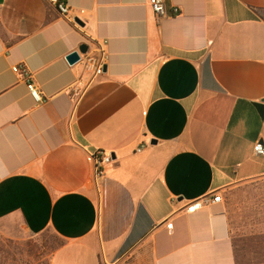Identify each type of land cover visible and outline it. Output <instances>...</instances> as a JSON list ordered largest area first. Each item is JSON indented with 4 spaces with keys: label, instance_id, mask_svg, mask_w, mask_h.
I'll return each instance as SVG.
<instances>
[{
    "label": "crops",
    "instance_id": "obj_1",
    "mask_svg": "<svg viewBox=\"0 0 264 264\" xmlns=\"http://www.w3.org/2000/svg\"><path fill=\"white\" fill-rule=\"evenodd\" d=\"M68 3L80 23L0 0V222L61 237L49 264H235L223 203L186 206L264 177V0H164L160 20L148 0ZM91 40L86 84L66 55Z\"/></svg>",
    "mask_w": 264,
    "mask_h": 264
},
{
    "label": "rangeland",
    "instance_id": "obj_2",
    "mask_svg": "<svg viewBox=\"0 0 264 264\" xmlns=\"http://www.w3.org/2000/svg\"><path fill=\"white\" fill-rule=\"evenodd\" d=\"M237 264H264V177L236 182L222 193ZM58 240L30 234L17 220L0 222V264H49ZM117 264H140L133 254Z\"/></svg>",
    "mask_w": 264,
    "mask_h": 264
},
{
    "label": "built area",
    "instance_id": "obj_3",
    "mask_svg": "<svg viewBox=\"0 0 264 264\" xmlns=\"http://www.w3.org/2000/svg\"><path fill=\"white\" fill-rule=\"evenodd\" d=\"M48 2L59 12L61 16L76 24L73 18L69 16L70 6L68 0H48ZM148 3L153 15L158 20L167 16L164 0H148ZM173 11H176V8H174ZM105 59V41L91 40L88 44V51L80 54L79 60V62L83 64L84 71L86 73V84H89L103 72ZM11 70L18 77L29 79V74L26 69L20 68L18 64L13 65ZM26 88L35 102L41 103L43 101L41 91L32 81H30V79L27 80ZM76 91L79 92V89L77 88ZM253 151L256 155H264V141H256L253 145ZM91 156L94 163L95 176L98 177L104 173V166L112 162V157L108 151L100 149L92 151ZM216 202H222V195L219 191H214L209 196L203 197L201 200L189 203L186 206V209L188 211H193L203 204ZM167 226L171 227V223H168Z\"/></svg>",
    "mask_w": 264,
    "mask_h": 264
},
{
    "label": "water",
    "instance_id": "obj_4",
    "mask_svg": "<svg viewBox=\"0 0 264 264\" xmlns=\"http://www.w3.org/2000/svg\"><path fill=\"white\" fill-rule=\"evenodd\" d=\"M74 21L77 23H80V20L78 18H74ZM88 51V45L85 43H82L79 47L78 50H74L70 52L69 54L66 55V60L69 64H75L79 62L80 60V54L86 53ZM263 142V140H261ZM111 157L114 158V154L110 153Z\"/></svg>",
    "mask_w": 264,
    "mask_h": 264
},
{
    "label": "trees",
    "instance_id": "obj_5",
    "mask_svg": "<svg viewBox=\"0 0 264 264\" xmlns=\"http://www.w3.org/2000/svg\"><path fill=\"white\" fill-rule=\"evenodd\" d=\"M45 232H50V233H52L55 237H56V239L58 240V242H57V244H56V246H54V249H53V251H55L59 246H61L62 244H63V239L61 238V237H59L55 232H53L52 230H50V229H45L43 232H41V233H45ZM40 234V233H39ZM232 242H233V240H232ZM233 246H234V242H233ZM235 247V246H234ZM53 251H52V253H53ZM234 251H235V249H234ZM235 264H237V259H236V255H235Z\"/></svg>",
    "mask_w": 264,
    "mask_h": 264
}]
</instances>
